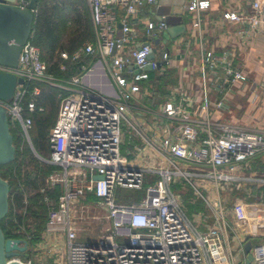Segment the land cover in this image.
<instances>
[{"label": "built area", "instance_id": "built-area-1", "mask_svg": "<svg viewBox=\"0 0 264 264\" xmlns=\"http://www.w3.org/2000/svg\"><path fill=\"white\" fill-rule=\"evenodd\" d=\"M86 1L93 39L72 53H59V71L67 73L73 67L77 74L61 78L49 72L31 38L22 47L17 68L0 65L1 73L24 80L17 85L13 99L0 100V105L6 109L10 127L33 151V116L46 110L40 103L42 86L57 89L59 110L48 135L50 156L37 155L42 163L60 168L47 179L48 185L61 187V194L55 202L45 199L49 205L45 235L54 238V243L64 239L66 264H238L230 230L221 222L223 210L215 208V225L201 232L188 217L173 185L185 178L194 196L209 205L196 182L212 181L220 192L221 182L238 179L235 173L239 167L264 150V131L252 133L221 124L215 128L206 114L207 101L204 117L195 118L185 108L186 97L180 98L179 90H171L170 100L159 110L164 120L163 137L146 136L136 121L144 115L139 96L145 92L151 72L163 77L172 65L171 54L164 52V61L157 54L163 39L165 44L170 41L166 38L168 17L151 18L160 0ZM250 1L251 13L246 18L252 29L264 34V0ZM15 5L26 8L29 2L16 0ZM209 6L206 0H188L186 12L199 13ZM224 16L231 21L242 19L236 13ZM194 26L201 27L199 17ZM152 53L154 58L150 59ZM88 59L89 63L83 64ZM215 66L211 53L203 55L204 77ZM226 75L232 81H246L242 72L227 70ZM126 127L154 149L162 166L141 167L122 154ZM188 165L197 169H182ZM95 176L102 179L95 180ZM147 182L151 185L142 200L116 203L118 188L143 191ZM90 197L107 209L109 226L97 242L80 243L78 220L83 219L86 205L81 206L78 216V203ZM254 224L257 228L262 225L264 238V221L257 219ZM240 252L247 256L244 247ZM251 253L252 264H264V240L255 244ZM17 260L32 264L31 260Z\"/></svg>", "mask_w": 264, "mask_h": 264}, {"label": "crops", "instance_id": "crops-1", "mask_svg": "<svg viewBox=\"0 0 264 264\" xmlns=\"http://www.w3.org/2000/svg\"><path fill=\"white\" fill-rule=\"evenodd\" d=\"M162 1L175 5L172 0H160L156 9L161 7ZM206 1L210 3L209 8L199 13L186 12L188 0L184 1L182 17L175 18L176 21L169 24L170 28H182V25L186 27L183 34L169 41L175 47L170 70L163 77L154 78L151 74L150 80L144 85L145 92L139 96L144 115H139L136 121L149 138H162L164 135V120L159 116V110L170 100L171 90H179L180 98L186 97L185 108L195 118L204 117L203 105L207 101L206 114L215 128L221 124L243 128L252 133L264 131V34L252 29L246 18L251 13V1ZM226 13H236L242 19L228 20L224 16ZM167 17L169 22V16ZM198 17L201 21L200 28L194 26ZM207 53L213 55L216 66L204 77L202 57ZM57 58L59 59V52L55 59ZM89 61H83V64H88ZM70 66L72 65L69 64ZM227 70L242 72L246 81H232V77L226 75ZM126 129L130 137L124 133L122 149L128 144L132 145V151L129 152H133V163L141 167L155 164L162 166L154 149L130 128ZM260 156L264 157V150L257 157ZM260 165L253 158L242 164L235 175L239 174V179H246L244 174H255L249 172V169H256ZM234 235L232 241L239 250L236 259L238 264L246 259L240 251L249 237H252L253 245L264 240L257 233L246 232L244 238L237 232ZM231 246L233 250V245ZM62 262L60 264H66V259ZM54 263L59 264L57 261Z\"/></svg>", "mask_w": 264, "mask_h": 264}, {"label": "trees", "instance_id": "trees-1", "mask_svg": "<svg viewBox=\"0 0 264 264\" xmlns=\"http://www.w3.org/2000/svg\"><path fill=\"white\" fill-rule=\"evenodd\" d=\"M38 10L32 29L31 40L41 50L42 60L48 71L61 78H69L78 71L70 68L67 73L59 71L60 61L56 54L62 51L74 52L83 43L93 38V28L86 0H38ZM41 104L44 113L35 114L33 129L36 139L33 146L45 158L50 156L48 135L55 124L59 109L57 89L43 85ZM14 137L16 155L13 162L0 166V175L10 186L9 212L0 222L7 239H24L29 247L41 241L47 224L49 205L45 200L55 202L61 194L57 185L51 189L47 183L49 176L60 168L44 164L22 147L21 137L10 127ZM43 156V155H42ZM251 196L260 192L261 187H251ZM247 200H250L245 195ZM253 198V197H251ZM254 199V198H253ZM252 237L247 239L251 241Z\"/></svg>", "mask_w": 264, "mask_h": 264}, {"label": "rangeland", "instance_id": "rangeland-1", "mask_svg": "<svg viewBox=\"0 0 264 264\" xmlns=\"http://www.w3.org/2000/svg\"><path fill=\"white\" fill-rule=\"evenodd\" d=\"M184 1L185 0H172L173 3H163L161 2V7L155 9L156 15L152 16V20H156L158 16L166 15L169 16V24L176 21L175 18L182 17L181 13L184 10ZM122 37V33H119V38ZM165 35H162V39ZM162 48V49H161ZM172 42L167 44L163 42L158 48V59L163 60L162 54L167 52L173 55ZM170 67L167 66L168 74ZM156 78L158 76L157 71L151 72ZM165 75V76H166ZM124 133L130 137V134L127 132V129L124 128ZM32 142L36 139V131L34 129L30 132ZM22 140V139H21ZM130 140L128 141V143ZM22 147L28 148L34 157L39 160L37 155L45 157L44 153L42 155L36 151H33L30 144L26 141H22ZM129 151H132V145L128 144L126 147H123L122 154L127 156L129 159H133V155H129ZM256 161L261 163L260 166H257L256 169H249V172H254L255 174H244L246 179H239L241 177L236 175L238 179L234 181L221 182L219 184L221 191L218 192L215 187L214 182H196L203 195L209 199L210 204L208 205L201 199H197L194 196V190L189 182L185 178H180V181L177 185H173V191L177 192L182 198L185 210L188 217H190L193 222L199 227L201 232H206L208 228L212 227L216 223V217H218L215 212V208H220L223 210L224 220L221 222L224 223L230 230L232 236H235L234 233L237 232L241 238L246 237V232L257 233L262 236V225L260 228H257L254 224L257 219L262 223L264 221V157L254 158ZM40 161V160H39ZM183 170H196L197 168L193 166H186L182 168ZM246 175V176H245ZM243 177V176H242ZM150 183L145 184V189L143 191L131 190V189H121L118 188L115 192V198L117 204H131L134 201H140L145 197V190L147 186H150ZM258 186L261 187L260 192L257 195H252V191L249 190L251 187ZM51 189H55L57 185H50ZM245 195L250 198L247 200ZM253 197V198H251ZM48 204V203H47ZM216 204L219 206H216ZM86 205L83 219H79V227L81 228L78 235V241L80 243H95L99 240V237L105 233V230L109 226L107 220L106 208L97 206V199L95 197H90L87 201L78 203V216L80 215L81 206ZM221 206V207H220ZM219 209V210H220ZM85 218V219H84ZM93 218H96L93 219ZM222 219V218H220ZM46 229V228H45ZM120 243L126 242L125 240H119ZM233 245L234 254L236 259L238 258V249L235 246V243L231 241ZM254 246V245H253ZM21 260H31L32 264H55L54 261L59 262V264L64 260L65 262V241L63 238L58 239L54 243V238L45 235V231L41 237V241L34 245L28 246V250L25 254V257ZM63 263V262H62Z\"/></svg>", "mask_w": 264, "mask_h": 264}, {"label": "water", "instance_id": "water-1", "mask_svg": "<svg viewBox=\"0 0 264 264\" xmlns=\"http://www.w3.org/2000/svg\"><path fill=\"white\" fill-rule=\"evenodd\" d=\"M16 0H0V65L17 68L22 47L29 41L35 22L34 10L38 0H26L28 7L20 8L15 5ZM169 23V22H168ZM186 27L170 28L166 38L176 39L184 33ZM154 58L152 53L149 57ZM161 66V63L159 64ZM150 69V67L148 68ZM22 78L12 73L0 72V100L11 101L18 84H23ZM16 147L10 130L6 109L0 105V166L14 161ZM95 180L102 179L95 176ZM9 183L0 175V222L9 212ZM28 242L24 239H7L0 227V264H21L17 259L25 257ZM253 243L244 246L246 259L239 264H252L254 257L251 253Z\"/></svg>", "mask_w": 264, "mask_h": 264}]
</instances>
